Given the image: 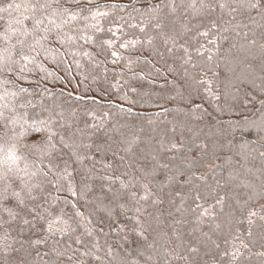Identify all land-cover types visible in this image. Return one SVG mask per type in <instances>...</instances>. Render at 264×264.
<instances>
[{
    "label": "trees",
    "instance_id": "obj_1",
    "mask_svg": "<svg viewBox=\"0 0 264 264\" xmlns=\"http://www.w3.org/2000/svg\"><path fill=\"white\" fill-rule=\"evenodd\" d=\"M19 2L0 0V6ZM191 2L175 0L178 6L175 16L169 14L168 8L151 13L149 6L160 4L161 0H136L134 4L132 0H95L91 5H72L85 9L106 6L100 10L109 12L108 16L96 21L74 22L73 27L84 29V33L65 29L72 35H90L94 42L78 40L70 47L56 45L49 53L41 52L23 73L18 72V66L13 75L0 73V80L9 81L0 84V95L7 93L0 100V107L15 103L18 111H22L19 104L31 101L35 107L29 105L30 111L44 115L49 111L62 112L74 128L79 126L89 134L95 133L92 139L102 145V150L94 146L92 153L95 167L100 171L88 180L93 185V192L86 197L88 202L73 196L65 180L57 181L58 189L47 186L49 203L55 206L52 211L58 213L63 209L64 218L74 228L81 222L73 216L72 203H77L94 225L103 220L105 232L111 222L107 210L112 209L118 216L121 204L130 209L127 215L132 219L126 223L133 224L137 205L127 198L114 199L111 193L100 189L101 184L110 183L115 193L120 190L121 181H131L135 187L130 190L136 193L137 199L145 195L144 185H147L148 199L140 200L139 206L147 209L140 219L147 228L149 242H154L153 248L146 249V256L152 257L148 264H264V255H261L264 220L253 217L251 236L246 220L248 209L264 215L261 211L264 197L258 195L261 191L258 150L261 149L259 144L241 147L264 136L260 130L264 124V113L260 110L264 81L260 79L259 48H248L251 39L260 41L264 16L248 7L256 0H242L245 7L235 14V20L224 24L231 18L226 15L228 10H221L218 5L221 2L233 5V0H203L216 10H204L199 15L187 8ZM195 2L199 7L202 0ZM260 3L264 8V0ZM112 4L128 6L121 10L111 8ZM0 15L7 19V13ZM153 15L162 22L161 28L154 27L157 20L151 19ZM213 22L217 28H213ZM93 24L102 31L91 27ZM237 24L239 28L235 27ZM4 26V20H0V32ZM109 28L113 31L122 28V31L113 36ZM205 31L209 33L207 37L199 35ZM244 33H248L247 38ZM107 40L113 41V49L103 43ZM211 40L220 45L218 51ZM129 41L139 43L135 47L130 44L126 50L120 47ZM182 45L192 53L189 62H185ZM200 45L207 49L204 56L196 54ZM3 47L6 45L0 40V48ZM112 50L118 51L122 58L115 60ZM209 55L211 60L207 58ZM17 75L23 79H17ZM201 80L209 84H201ZM21 88L28 92H20ZM12 92L17 95L13 97ZM251 97L256 98L253 103H249ZM129 141H136L131 152L125 151ZM173 144L179 151L172 148ZM92 163L85 162L86 166ZM106 164L111 168H105ZM248 168L252 172L246 171ZM105 175L111 180L101 179ZM83 176L81 169L74 182L78 192ZM169 177L176 179L169 180ZM220 196L226 197L223 205L217 203ZM205 209L208 214L201 216ZM0 216L8 219L2 210ZM21 216L32 219L23 213ZM44 227L37 223L33 228L17 218L0 228V264H100L91 255L83 254L92 243L99 241L101 257L107 245H115L118 240L124 243L99 230L92 237L83 235L85 229L93 227L86 223L63 240L57 236L45 242ZM6 229L7 240L4 239ZM76 235H82L85 244H75ZM131 239L137 240V237ZM57 240L60 242L56 243ZM4 244L10 247L5 249ZM125 246L130 250L136 247L131 243ZM237 248L241 253L238 259L225 255ZM54 249L64 255H55ZM68 255L72 256L71 261H67Z\"/></svg>",
    "mask_w": 264,
    "mask_h": 264
},
{
    "label": "snow or ice",
    "instance_id": "obj_2",
    "mask_svg": "<svg viewBox=\"0 0 264 264\" xmlns=\"http://www.w3.org/2000/svg\"><path fill=\"white\" fill-rule=\"evenodd\" d=\"M132 2L134 4L136 0H132ZM85 3L91 5L95 3V0H21L19 3H8L0 6V14L7 13L6 20L3 15H0V20H4L5 24L3 32H0V40H3L6 45V47L0 48V73L13 75L17 71V66L18 72L23 73L28 64L36 62V58L40 56L41 52L49 53L54 50V46L56 45L70 47L78 40H82L84 43L94 42V38L90 35L82 34L77 36L65 30L68 28L72 33L77 31L84 33V29L73 27L74 22L81 19L84 21H96L99 17H106L110 14L107 11L100 10L106 7L104 5L97 6L95 9L91 7L87 9L84 7H72V5H83ZM233 5L224 2L218 5L221 10L227 9L226 15L231 18L230 20H225L224 24H230L232 20H235V14L245 7L242 0H233ZM127 6L112 4L111 8L116 9L120 7L123 10ZM180 6L182 7L183 4ZM248 7L256 9L260 12L261 16H264V8L261 7L260 0L249 3ZM149 8L151 13H158L163 8H168L169 14L173 16L176 15L178 10L175 0H169V3H164V0H161L160 4L150 5ZM187 8L193 10L196 15H199L204 10L212 12L216 10L215 6L210 3H204L203 0L199 7H197L195 0H192L187 5ZM85 11L88 13L87 15H83ZM136 11H141V9H136ZM151 19L157 20V23L154 25L155 28L159 29L162 27V22L157 16L153 15ZM26 22H30V25ZM136 26L132 25V27ZM146 26L147 24L145 23ZM212 26L213 28H217L215 22H213ZM91 27L96 28L97 31H102L97 24H93ZM235 27L239 28V24ZM140 30L144 31V27H141ZM108 31L112 32V35L115 36L116 32L122 31V28H117L116 31L109 28ZM236 34L239 36L240 32ZM199 35L207 37L209 33L205 31L199 33ZM244 36L247 38L248 33H244ZM172 39L173 43H175V38L173 37ZM209 42L215 44L217 51L219 50L220 45L216 40ZM103 43L109 49L114 48L112 40H107ZM138 43L139 41H129L121 43L120 47L126 50L130 44L132 47H135ZM181 47L185 53V62L191 61L192 53L189 51V48L183 45ZM257 47L259 48L260 79L264 81V33L261 34L260 41L255 38L248 41L249 50ZM55 50L58 51V49ZM206 51L207 49L204 45L196 48L198 56H204ZM71 54L73 56L76 55L75 52ZM85 54L87 55V53ZM111 56L115 60L122 58L121 54L116 50L111 51ZM207 58L211 60L212 56L209 55ZM16 78L23 79L21 75H17ZM199 82L201 84H209L206 80ZM8 83V80H0V84ZM19 91L22 93L28 92L24 88L19 89ZM261 91L264 94V89ZM5 95H0V100H4ZM11 95L15 97L17 94L16 92H12ZM255 99V97H251L249 103H253ZM29 105L32 108L35 107L31 101L19 104L18 107L22 111H18L15 103L12 106L5 104L0 107V210L8 216L7 220L3 216H0V228L12 224L17 218L23 219L25 224H31L33 228L37 226V223H42L45 226L43 231L46 234V242L49 238L54 239L57 236L60 237V240H63L65 236L75 233L77 228L86 223L93 225V227L85 229L83 235L92 237L94 232L99 230L104 235L118 237L124 243L121 244L118 240L115 245H107L104 248V257H101L98 255L101 252V245L97 240L91 244V248L88 251L83 253L84 255H91L100 264H148L152 260V257L150 255L146 256V249L153 248L154 242H149L148 235H146L147 228H145L140 219V215L146 212L147 209L139 206L140 200L146 201L148 199L147 185H144L146 189L145 195L139 197V199L136 198V193L130 190V187H135L131 181L128 183L121 181L120 190L115 193H113L110 183L108 185H100L101 191L103 193H111L114 199L123 200L127 198L128 201H132L137 205L135 207L137 215L133 224L129 225L126 223L127 220L132 219V217L127 215L130 209L125 204H121V212L118 216L113 214L112 209L107 210V218L111 222L107 224L108 231L105 232L103 220L94 225L90 216L86 217L80 211L77 203H72L71 206L74 209L73 216L81 222L74 228L69 220L64 218L63 209L58 213L52 211V208L55 206L49 203L48 197L50 191L47 186L51 185L52 188L58 189L59 184L57 181L65 180L68 182L71 194L79 199H85V203H87V194L93 192V185L88 183V180L93 179L95 173L100 171V169H96L95 167L92 149L95 146L100 151L102 150V145L96 144L92 139L95 133L89 134L85 128H80L79 126L74 128L72 123L64 119L62 112L53 113L49 111L47 115H44L30 111ZM260 106L261 112L264 113V98L260 100ZM260 130L264 131V124L261 125ZM85 137H87V140H85ZM135 143L136 141H129L125 151L131 152ZM255 144H259L261 149L258 150L261 160V191L258 195L264 197V136H258L255 140L242 144L241 147L247 148L249 145ZM108 147L111 148L112 146L108 145ZM172 148L179 151V148L175 144L172 145ZM82 149H86L87 151H82ZM112 151L113 155L117 154L114 148ZM244 159H247V157H244ZM86 161H93V163L90 166H86ZM164 166L166 167L167 165ZM104 167L111 168V165L106 164ZM129 167H132V164H129ZM81 169L84 172V176L83 183L80 185V191L78 192L74 186V182ZM246 171L252 172V169L248 168ZM101 179L110 181L111 177L105 175ZM173 179H176V177H169V180ZM225 199V196H220L217 203L223 205ZM250 199L251 197H249ZM156 202L154 201L153 203ZM246 204L247 201H245ZM46 205L48 206L46 207ZM241 211H243V206H241ZM261 211L264 212V205H261ZM21 213L24 216H30L32 219H24ZM207 214L208 210L205 209L201 213V216ZM121 216L124 218L123 221L120 218ZM253 217H259L260 220H264V215L248 209L246 220L249 225V236L252 235V226L255 225ZM241 222L243 223L244 221L242 220ZM7 235L8 231L6 229L5 240H7ZM132 236L137 237V240H132ZM55 242L59 243L60 241L57 240ZM74 242L77 245L85 244L82 235H76ZM130 243L136 245V247L130 250L125 246ZM242 246L248 247L243 243ZM3 247L7 249L10 245L4 244ZM68 248H71V245H68ZM114 248L118 250L114 251ZM53 251L55 255H64V253L56 249ZM192 251H196V249H192ZM225 255H231L232 259L236 260L241 253L237 248L230 254L226 252ZM261 255H264V253H261ZM141 257L145 259L141 260ZM66 259L67 261H71L72 256L68 255Z\"/></svg>",
    "mask_w": 264,
    "mask_h": 264
}]
</instances>
